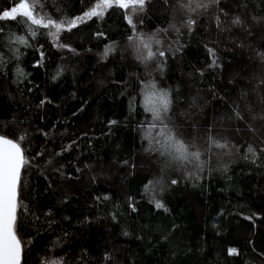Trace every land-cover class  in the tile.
Returning a JSON list of instances; mask_svg holds the SVG:
<instances>
[{"label": "trees", "instance_id": "trees-1", "mask_svg": "<svg viewBox=\"0 0 264 264\" xmlns=\"http://www.w3.org/2000/svg\"><path fill=\"white\" fill-rule=\"evenodd\" d=\"M97 1L41 0L36 13L69 21ZM208 2L113 6L58 39L0 20V134L25 136L30 161L21 264H264V0ZM139 33L165 55L145 59ZM161 90L168 129L198 160L161 154L145 101Z\"/></svg>", "mask_w": 264, "mask_h": 264}, {"label": "snow or ice", "instance_id": "snow-or-ice-1", "mask_svg": "<svg viewBox=\"0 0 264 264\" xmlns=\"http://www.w3.org/2000/svg\"><path fill=\"white\" fill-rule=\"evenodd\" d=\"M147 0H98L94 7L85 12L82 16L76 17L69 21L57 22L50 17L39 16L36 13V9L42 7L41 0H20V2L12 7L10 10H5L0 13V20L12 19L18 23L28 25V30L32 37H35L39 26L49 29V35L53 39L59 38V33L62 30H71L79 22H84L85 19H90L93 16L102 18L107 9L113 6L121 9L131 8V13L137 11H143ZM220 0H209L208 4L198 5V7H209L211 4H219ZM183 7L190 9V4H184ZM191 10V9H190ZM223 11V10H221ZM128 14V23L132 26L135 32L136 25L132 20V15ZM19 17V19H18ZM219 21V18L217 17ZM30 21V23H29ZM234 24H239L240 20L237 17L233 20ZM195 24V20H189L188 25ZM33 25L37 27H33ZM54 29V30H52ZM3 29L0 28V32ZM140 40L144 48L148 49L145 59H151L156 55L164 56L163 51L153 52L151 46L148 43H144L143 33H139L136 36ZM13 39V37H9ZM14 39L19 43L26 45L28 41L25 37L14 36ZM130 40L134 37H129ZM160 43V41H157ZM60 47H67L66 45H58ZM111 47L105 49L104 55L107 56L111 51ZM211 51V50H210ZM261 58L264 59V54H261ZM3 58L0 55V63ZM215 63V61H213ZM19 75H24L21 70H18ZM153 89L155 85L151 86ZM146 111L153 114L154 123L151 127L155 128L157 125L155 121H159L163 127L160 129V134L165 136L164 143L161 144V148L164 151L161 153L164 155L167 153L173 160L177 161H189V157L198 160L201 153L199 151H189V145L183 140L178 139L174 132L168 129V125L165 123L166 114L171 106L170 93L164 90L150 91L145 95ZM43 103V102H42ZM236 115L239 117V113ZM242 119V117H240ZM113 123H115L113 121ZM25 139V136H19L17 140L6 138L4 135H0V264H21L23 241L18 235V212H27V206L19 200V188L21 184V171L24 167L30 164V161L25 156V149L21 146V143ZM213 144L217 147H227L226 144H219L211 137H209ZM159 143V141H157ZM194 147V145H193ZM247 151L255 156V149L252 146H248ZM190 162V161H189ZM151 184V182H149ZM173 184L177 183L176 180L172 181ZM147 190V187H146ZM157 208H163L164 205L160 201H156ZM236 249H230V253H236Z\"/></svg>", "mask_w": 264, "mask_h": 264}, {"label": "rangeland", "instance_id": "rangeland-1", "mask_svg": "<svg viewBox=\"0 0 264 264\" xmlns=\"http://www.w3.org/2000/svg\"><path fill=\"white\" fill-rule=\"evenodd\" d=\"M97 2H98V1H97ZM97 2H95V3H97ZM95 3H94V5H95ZM94 5H93L91 8H93ZM15 6H16V5H15ZM91 8H90V9H91ZM90 9H89V10H90ZM89 10H87V11H89ZM87 11H86V12H87ZM52 30H54V29H52ZM49 31H50V30H49ZM51 37H52V36H51ZM52 38H53V37H52ZM55 41H56V40H55Z\"/></svg>", "mask_w": 264, "mask_h": 264}, {"label": "water", "instance_id": "water-1", "mask_svg": "<svg viewBox=\"0 0 264 264\" xmlns=\"http://www.w3.org/2000/svg\"><path fill=\"white\" fill-rule=\"evenodd\" d=\"M0 135H2V134H0ZM4 136H6V135H4ZM6 138L13 139V138H11V137H8V136H6ZM13 140H14V139H13Z\"/></svg>", "mask_w": 264, "mask_h": 264}]
</instances>
